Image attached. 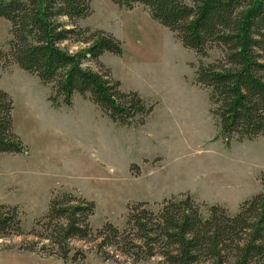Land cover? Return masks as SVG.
<instances>
[{"label":"rangeland","instance_id":"obj_1","mask_svg":"<svg viewBox=\"0 0 264 264\" xmlns=\"http://www.w3.org/2000/svg\"><path fill=\"white\" fill-rule=\"evenodd\" d=\"M90 7L92 14L77 25L110 33L123 50L120 57L105 53L99 64L121 91L137 92L152 112L142 126L122 127L79 95L71 107L54 108L50 86L15 65L0 68V89L13 101L14 132L27 148L21 155L0 154V204L17 207L23 230L0 239V264H158V258L133 262L111 249L106 257L97 241H72L61 258L47 241L31 235L33 228L41 230L35 223L56 192L94 203L93 232L105 222L123 229L132 203L145 202L155 211L164 199L189 195L235 213L244 200L264 193V136L224 144L208 92L195 84L196 56L140 5L125 9L110 0H90ZM9 29L0 19L4 51ZM63 46L71 52L85 47ZM217 57L212 50L202 62ZM83 67L100 71L92 62Z\"/></svg>","mask_w":264,"mask_h":264},{"label":"trees","instance_id":"obj_2","mask_svg":"<svg viewBox=\"0 0 264 264\" xmlns=\"http://www.w3.org/2000/svg\"><path fill=\"white\" fill-rule=\"evenodd\" d=\"M118 8L140 5L199 60L195 84L207 90L210 114L226 146L231 139L264 136V0H110ZM92 14L90 0H0V19L10 25L0 68L15 65L50 86L54 108L71 107L75 95L89 100L118 126H142L153 106L134 91H121L99 64L105 53L120 57L122 46L102 30L80 28ZM85 47L71 52L64 44ZM216 50L210 63L202 60ZM92 62L99 72L83 67ZM13 101L0 89V154L27 150L13 129ZM127 207L123 229L105 222L92 231L95 205L70 192H56L31 235L47 241L66 259L72 241H97L133 262L158 264H264V193L244 200L235 213L222 205L197 203L189 195ZM23 234L16 206L0 204V239ZM33 246V244L31 245ZM35 247V246H33ZM32 250L33 248H29Z\"/></svg>","mask_w":264,"mask_h":264}]
</instances>
